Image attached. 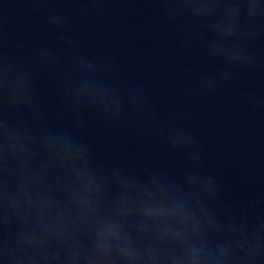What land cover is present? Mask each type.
<instances>
[{"label":"water","instance_id":"obj_1","mask_svg":"<svg viewBox=\"0 0 264 264\" xmlns=\"http://www.w3.org/2000/svg\"><path fill=\"white\" fill-rule=\"evenodd\" d=\"M0 264H264V0H0Z\"/></svg>","mask_w":264,"mask_h":264}]
</instances>
